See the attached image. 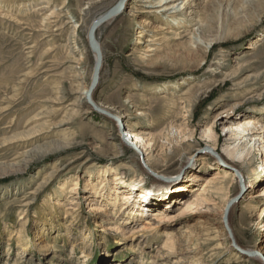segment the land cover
Segmentation results:
<instances>
[{
    "label": "rangeland",
    "instance_id": "rangeland-1",
    "mask_svg": "<svg viewBox=\"0 0 264 264\" xmlns=\"http://www.w3.org/2000/svg\"><path fill=\"white\" fill-rule=\"evenodd\" d=\"M117 1L0 0V264H258L237 254L223 226L239 180L229 178L232 188L224 192L210 184L233 166L250 182L230 208L228 225L238 247L264 249V196L256 197L264 192V175L254 172L261 155L250 141L264 143V0H229L228 8V0H178L182 10L167 18L142 14L147 4L128 0L121 15L96 31L104 61L93 102L152 141L148 165L122 143L114 121L74 105L67 68L66 39L79 23L77 43L90 84L86 27ZM199 6L208 8L204 24L208 17L211 34L224 37L206 51L208 33L195 26ZM147 46L153 51L145 52ZM165 83L170 86L162 90ZM230 108L232 121L250 122L252 139L227 133L223 119ZM205 128L218 140L215 151ZM245 145L251 154L244 165L217 164L224 150ZM99 173L105 177L96 178ZM114 175L142 181L117 185L120 198L129 196L124 209L134 215L130 219L110 203ZM100 181L105 197L97 199L92 189ZM101 209L108 211L102 222L94 215ZM141 226L133 244L116 246L122 238L116 228L132 233ZM19 228L22 238L13 236ZM166 229L176 235L162 250Z\"/></svg>",
    "mask_w": 264,
    "mask_h": 264
},
{
    "label": "bare ground",
    "instance_id": "bare-ground-1",
    "mask_svg": "<svg viewBox=\"0 0 264 264\" xmlns=\"http://www.w3.org/2000/svg\"><path fill=\"white\" fill-rule=\"evenodd\" d=\"M118 1L112 7H109L104 12H102V13L96 15L95 17H93L90 20V23L88 24V26L86 27L87 32H88L90 24L93 21H95V20L99 19L100 17H102L103 15H105L107 12H109L118 3ZM176 1H178V0H143V1L142 0H130L131 3H142L143 2V3L147 4V6L145 4L140 6V9H141L140 13H142V14H146V13L150 14V13H152V14H159V15L161 14L165 18L173 17L174 15H176L177 13H179L182 10V7L180 8L179 6H175ZM189 2H192V1L191 0H185V3H189ZM216 2H224V0H218ZM201 3H202V1H201ZM217 4L220 6V8L223 7L219 3H217ZM229 6H230V1L228 0L226 2V4H225V8H228ZM199 7H200L199 11L201 12L200 13L201 15L199 14L197 16L196 13H195V17L197 16V21H195V26H197L196 31H198L199 34H202L204 36L205 33H208L207 37L209 39L207 40L208 41L207 42V46L204 49L206 51L208 49V47H210L212 44L217 43V42H219L221 40H224V37H219L218 35L213 36L211 34L213 32V30H214V29L212 30V28H214V27H211V25L209 24L210 22L207 23L208 21H211L208 17H206L207 22H206V24H204V19L205 18H204V14L203 13H205L206 16H207L208 8H204L205 6H199ZM47 8H48L47 5L46 6H41V7L38 8V10L42 11V10H45ZM124 8L125 9L128 8V5L127 4H126V6L124 5ZM125 9H123V10H125ZM205 9H207V10H205ZM58 10H64V7L62 6ZM224 10H227V9H224ZM123 12L124 11H122L119 15H121ZM59 16L63 17L65 15L64 14H61V15L59 14ZM115 18L110 19L109 21L105 22L104 24H106L108 22H111ZM190 19H193V18H190ZM175 23H176L177 26H180V24H181L180 21H177V20H175ZM70 24L72 25V21L65 22L66 26H69ZM79 28H80L79 23L78 24H73V26H71V31L69 32L68 37L66 39V41H67V51H68V55H67L68 67L67 68L70 71V73L73 74V76H72V85L75 87L74 88L75 89L74 90V95H76V98L74 100V105H76V106H85V105H87L88 107H90L88 105V102H87L88 89H89L90 84L89 85L86 84L85 80H86L88 75H87L86 71L82 67V65H84V63H85L84 55H86V54L83 51L84 49H81L80 46H78V43H77V41H78V33L77 32H78ZM170 32L171 31H168L166 34H170ZM140 34H142V32H140ZM95 37H96V32H95ZM86 40H87V35H86ZM194 40L196 41V38ZM96 41H97V39H96ZM97 43H98V41H97ZM87 44H88V42H87ZM98 45L100 47L101 56H102V65H103V61H104L103 60L104 59L103 51H102V47L100 46L99 43H98ZM145 48H146L145 52L153 51L150 46H147ZM89 51H90L91 58L93 59V64H94L96 55L94 53H92L91 50H89ZM205 53L206 52H204V54ZM93 67H94V65H93ZM101 68H102V66H101ZM92 71H93V68H92ZM91 75H92V73H91ZM99 76H100V74H99ZM169 86H170L169 83L163 84L162 85V90H166ZM93 94H94V92L92 93L91 98H90L92 102H93V98H92ZM93 104H95V106L97 108H99L101 110H104V111L108 112L111 115L116 116L121 121L122 124H125V126L123 127V132H125L124 133V138H125V140L127 139L128 141L126 140V141H123L122 143L124 145H126V144H128V142H132L131 146H128V148L133 149V151L138 155L139 158H140V154H141V156H143V158H144V162L146 163V165H148V163H147V157H148L147 150L149 148L153 147V145L151 144L152 141L149 140L148 138H145L143 133L133 131L132 130V126L130 125V123L123 122L124 116H122L120 114L112 113L111 110L107 109L105 106H103L101 104H96L94 102H93ZM90 109L92 110L91 107H90ZM230 112H231V108L228 109L225 112L226 115H225V117L223 119V121H224L223 122V127L226 128L227 133L230 135V137H232L234 140L235 139L242 140L244 137H251V139H252L254 137V135L252 134V131L249 128L250 122L247 121L245 123H242V124L238 125L237 122H234V121H232L231 118H229ZM259 130H264V126H260ZM204 133L207 135L208 133H210V129L209 128H205ZM120 134H122V133H120ZM128 137H130V138H128ZM206 138L208 140H210L208 143H211L210 144L211 149L213 151H215L216 147H217L218 140L214 139L212 137L210 138L208 135H207ZM260 139L262 140L264 138H260ZM250 141L253 142V144H254L253 147L258 149V152L261 155V159H260L261 160V165L254 171V172H256L257 178H259V177L264 175V143H258V142H256V140H250ZM247 145H245L244 147H241L239 149L233 150L232 152H228V151L224 150V152H223L224 156L223 155L220 156V160L217 161L218 162L217 164H219L220 161H223V163L226 166H228V167H230L234 163L238 164L240 166L244 165L248 161L249 156L251 154V150L247 149ZM133 147L137 148V150H134ZM190 161H191V159H187L186 162L183 164L182 168L186 167V165H189L188 163ZM208 166H209L210 169H214V170H218V171L222 170L219 166L215 167L214 165H211V164L208 165ZM193 167L194 166H192V168ZM233 168H235V169H233L234 171L233 170H228V169L224 170L223 171L224 172L223 176L222 175L220 176L219 172L216 173L215 177L213 178V181L211 182L210 181L211 179H210V180L206 181L205 184L211 182L210 185H212V187L215 186V185H219V187L217 186L218 190L216 189L219 192H222V191L224 192L225 190L229 191L232 188V185H230V183H228V180H229V178H232L234 180L235 177H236L239 180V189H238V193L236 194L237 197H238V195H240V193L242 191V188H243V190H244V186H245V188H248V185H249L250 182H246V181H244V179H242L240 177V175H241L240 170L237 169L236 166H233ZM103 175L105 177V173L104 174L101 173L100 175H97L96 178H98L100 176H103ZM134 182H142V181L133 180V181L128 183V182H125L118 175H114V177H113V185H114V187L112 189L110 188V193L112 192V195L109 193L110 194L109 198L113 199V201L110 202L112 204V207L113 208L118 207L119 211H122V213L128 212L125 215V218H128V219H130V218H132L134 216V215H132V213L129 214L130 210L124 209V207L126 206V202L125 201L127 199H129V196H128V194H125L123 198H120V196L118 194V190H117V185H119V184L124 185L125 184V186H133ZM102 184H103V182L100 181L96 186L95 185L93 186L92 190H93V194H95L94 196L99 195V196H96L97 199H101V197H105L104 194H102L103 191H104V186ZM71 193L73 194L72 191H70L69 194H71ZM113 195H114V197H112ZM262 196H264V192L263 191H262V194H260V195H258L256 197L258 198V197H262ZM231 201H232V199L227 202V206L229 205V203ZM106 205H107V203H106ZM54 206L57 207V208H61V206L58 203H56V202L53 203V207ZM232 206H231V208H232ZM91 212L94 213L95 212V208H93L91 210ZM107 213H108V211L104 212V210L101 209L100 211H98L94 215L95 216L99 215L98 219L101 220V222H102L103 221L102 220L103 217L104 216L106 217ZM116 215L117 214H115V216ZM165 218H166V216H164L162 219L165 220ZM21 219L22 218H20V220ZM259 220L264 221V209H262L260 214H259ZM123 223L125 224L126 221L125 220L122 221L121 224H123ZM127 223H129V222H127ZM96 226L101 228V233H104L106 230H108V229H104L103 225L102 226L96 225ZM228 227H229V225H228ZM229 229H230V227H229ZM137 230H145V229H144V226H141L138 229L137 228L135 230L132 229V233L131 232L126 233V232H124V229H121V227L116 228L115 231H117V235L122 237L121 239L116 240V243H117L116 246L117 247H121V246L126 245V243H124V241H129V242H131V244H133L137 240V238H139V237L134 236V234H136L138 232ZM230 232H231V229H230ZM41 234H42V232L38 229V236L37 237H39V241H41L42 237H43L42 236L43 234L42 235ZM231 234H232V232H231ZM22 235H23V231L21 230V228H19L16 231H14V234H13L14 237L17 236L18 238H22ZM175 235H176L175 231H172L171 229H166L165 230L164 236L166 237V240H165V243L161 247L162 250H164L167 247H172V244H173V242L175 240L174 239ZM232 236H233V234H232ZM232 240H231L232 246L234 248L238 249V253L237 254H239L240 251H243L244 253H246V256H249L250 259H253L255 262H258V264H264V249L260 248L259 250H256V251L241 249L240 247H238V245H237L236 241L233 239V237H232ZM82 242H87V237L86 236L84 237ZM22 243L23 242L21 241V244ZM134 248H135V246H132L131 249H130L132 251V254L135 253L133 251ZM29 249H31V247H27L26 248V250H29ZM23 251H25V249H23ZM157 252L160 253L161 250H158ZM254 252L256 253V255H251ZM155 258L156 259L160 258V256L158 255V257H155ZM141 263H143L142 259H141Z\"/></svg>",
    "mask_w": 264,
    "mask_h": 264
},
{
    "label": "water",
    "instance_id": "water-1",
    "mask_svg": "<svg viewBox=\"0 0 264 264\" xmlns=\"http://www.w3.org/2000/svg\"><path fill=\"white\" fill-rule=\"evenodd\" d=\"M128 0H119L118 3L109 11L107 12L105 15H103L102 17H100L99 19L93 21L88 29L87 32V42H88V47L91 50L92 53H94L96 55L95 58V63H94V67H93V71H92V75H91V81H90V86L88 89V96H87V102L88 105L92 108V111L96 112L99 115H102L106 118H109L111 120H113L114 122L117 123L118 129L120 130V133H122V141H126L124 138V132H123V125L121 123V121L114 115L109 114L108 112L101 110L99 108H97L95 106V104H93V102L91 101V95L92 93L96 90L97 85H98V81H99V74H100V70H101V66H102V56H101V51H100V47L96 41V37H95V32L96 30L103 25L105 22L109 21L112 18H115L116 16H118L124 9V5ZM129 145H131L130 143H128ZM243 191V188H242ZM239 196L232 199V201L229 203V205L226 208L225 214H224V218H223V225L226 229V231L228 232L229 238L232 240V234L230 232V229L228 227V213L230 211L231 206L238 200ZM233 241V240H232ZM242 254H245L243 251H240ZM251 255H256V253L254 252Z\"/></svg>",
    "mask_w": 264,
    "mask_h": 264
}]
</instances>
